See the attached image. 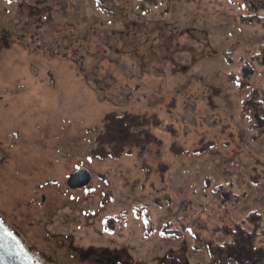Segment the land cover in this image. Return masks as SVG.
I'll use <instances>...</instances> for the list:
<instances>
[{
    "label": "rangeland",
    "instance_id": "374dc122",
    "mask_svg": "<svg viewBox=\"0 0 264 264\" xmlns=\"http://www.w3.org/2000/svg\"><path fill=\"white\" fill-rule=\"evenodd\" d=\"M115 2L108 16L95 0H0V217L35 253L71 234L141 261L221 264L232 246L237 264L264 262V215L245 244L247 216L264 212V136L242 113L248 95L264 105L251 59L264 27L241 25L236 1ZM244 63L240 92L229 76ZM79 168L91 180L71 190ZM218 186L239 203L219 207Z\"/></svg>",
    "mask_w": 264,
    "mask_h": 264
},
{
    "label": "trees",
    "instance_id": "16d2710c",
    "mask_svg": "<svg viewBox=\"0 0 264 264\" xmlns=\"http://www.w3.org/2000/svg\"><path fill=\"white\" fill-rule=\"evenodd\" d=\"M96 1L97 7L106 15L114 16L117 12V6L115 0H99ZM173 2H184V3H193L197 0H171ZM231 2H238L245 11V15L239 16V22L243 26H258L264 27V0H230ZM253 61L257 62L258 66L264 68V46L259 50V53L254 55L251 58ZM254 70L250 67L248 63H244L242 66V74L240 77H235L234 75L229 76L230 81H236L238 83V90L243 92L249 89L250 82L253 79ZM242 113L245 115V118L248 123V129L253 132V140H258L264 136V105L261 100L255 99L253 95H248L242 103ZM110 116L106 117L105 123L106 126L110 124ZM105 126V128H106ZM113 125H111L112 128ZM113 129V128H112ZM114 130V129H113ZM121 132L120 123L116 124V130ZM123 131L122 133H124ZM132 134H135L133 132ZM207 188L209 184L206 183ZM213 198L217 201L219 207H229L236 206L239 203V197L234 195L229 186H218L212 191ZM262 215L264 212H252L247 218L246 222L251 227V232L247 233L248 242H245L246 246L252 248L253 243L261 235V224L263 221ZM235 235L238 236V233L235 232ZM235 242V241H234ZM225 251L220 255L223 257V263L228 264H237L238 255L232 250V246L224 247ZM229 250H232V253H229ZM252 251V249H251ZM233 254V255H232ZM259 264H264L263 261H260ZM221 263V264H223ZM242 264H257L254 260L244 261Z\"/></svg>",
    "mask_w": 264,
    "mask_h": 264
},
{
    "label": "flooded vegetation",
    "instance_id": "af4514ba",
    "mask_svg": "<svg viewBox=\"0 0 264 264\" xmlns=\"http://www.w3.org/2000/svg\"><path fill=\"white\" fill-rule=\"evenodd\" d=\"M0 226V243L11 250L21 264H190L184 252L166 251L163 255L151 256L150 260L141 261L134 258L133 248L131 251L126 245L106 244L108 240L104 238H100L95 244L86 245L82 240L75 241L71 234H60V238L56 240L55 235H51L46 245L51 251L50 255L45 250L35 253L17 230L8 226L1 217ZM5 230L11 235H5ZM60 253L64 257L61 263L53 258Z\"/></svg>",
    "mask_w": 264,
    "mask_h": 264
},
{
    "label": "water",
    "instance_id": "95a60500",
    "mask_svg": "<svg viewBox=\"0 0 264 264\" xmlns=\"http://www.w3.org/2000/svg\"><path fill=\"white\" fill-rule=\"evenodd\" d=\"M91 180V175L85 168H79L74 173H72L65 185L71 189H80L89 184ZM0 264H21L14 253L9 250L6 246L0 243Z\"/></svg>",
    "mask_w": 264,
    "mask_h": 264
},
{
    "label": "snow or ice",
    "instance_id": "6c2138e0",
    "mask_svg": "<svg viewBox=\"0 0 264 264\" xmlns=\"http://www.w3.org/2000/svg\"><path fill=\"white\" fill-rule=\"evenodd\" d=\"M9 2H11V0H9ZM97 2H99V0H97ZM0 227H2V226H0ZM4 234H5V235H8V236H10V235H11V233H10V232H8V231H6V230H5Z\"/></svg>",
    "mask_w": 264,
    "mask_h": 264
}]
</instances>
